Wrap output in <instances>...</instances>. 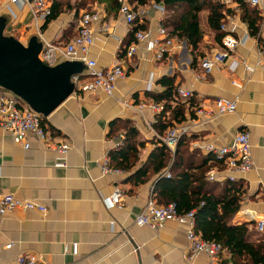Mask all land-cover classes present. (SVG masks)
Masks as SVG:
<instances>
[{"label": "crops", "instance_id": "obj_1", "mask_svg": "<svg viewBox=\"0 0 264 264\" xmlns=\"http://www.w3.org/2000/svg\"><path fill=\"white\" fill-rule=\"evenodd\" d=\"M154 4L136 7V12L148 9L146 15L139 17L140 22L146 21L152 34L156 33L165 14ZM229 7L234 13L228 17V26L236 27L232 34L243 37L248 33L249 36L214 67L206 79L198 80L195 73L200 59L197 66L192 67V57L186 47L172 49L162 60H156L150 51L139 45L133 57L127 58L125 51L131 41L133 23H128L119 11H108L99 3L91 4L90 9L99 12V19L92 25L94 41L88 58L95 60L100 69L121 62L125 77L116 81L110 96L100 90L72 92L44 117V127L52 139L70 145L62 166L56 165L58 152L34 135L29 137L30 147L25 149L10 132L0 129V195L11 193L46 207L44 212L15 210L0 216V264H13L16 256L23 253L39 254L47 264L208 263L205 254L188 257L191 244L186 237L187 225L169 220L154 230L134 223L136 214L152 195L155 176L135 186L126 181L128 172L104 174L100 168V160L108 156L112 142L119 135L115 130L111 133V122L115 119L139 130L146 145L141 149L138 165L145 161L154 146L152 139L158 135L153 128L155 114L148 108L139 110L138 104L150 100L148 92L164 89L161 82L164 77L173 79L177 87L190 89L195 105L216 97L235 100L234 112L215 118L205 119L186 110L184 123L190 126L189 134L195 137L190 148L203 154L208 153L193 146L196 141L229 145L238 132L249 133L253 168L234 175L235 179L242 180L244 192L240 209L231 222H254L250 240L257 241L264 235V227L261 231L256 227L259 220L264 222V66L257 64L260 52L264 51V0L255 7L261 17L257 37L249 34L237 2ZM83 9L77 15L75 9L65 10L43 27L44 18H37L29 5L0 0V22L5 35L24 45L35 37L42 48L45 43L62 47L75 35ZM204 12L205 22L200 24L205 33L199 51L206 57L220 47L207 25V11ZM66 60L74 59L57 53L53 65ZM81 63L77 75L84 81L89 75L86 65ZM244 64L254 69L247 71ZM211 169L217 170L215 179L228 177L215 160ZM116 186L122 189L120 203L108 204ZM74 242L78 245L76 255L71 253ZM7 244L9 248H5ZM224 256L228 261L226 251Z\"/></svg>", "mask_w": 264, "mask_h": 264}, {"label": "trees", "instance_id": "obj_2", "mask_svg": "<svg viewBox=\"0 0 264 264\" xmlns=\"http://www.w3.org/2000/svg\"><path fill=\"white\" fill-rule=\"evenodd\" d=\"M48 1L50 12L44 17L43 27L65 10L75 9L77 15L80 9L99 3L108 11H119L122 4L121 0ZM126 1L135 12L139 5L162 3L165 14L160 24L167 27L172 36L185 42L192 57V67L197 66L198 58L201 60L205 57L199 51L204 35L200 24L201 12L207 11V25L220 48L226 33L220 29V25L227 22L228 17L234 13L230 5H226L222 0ZM235 1L240 8L242 20L247 24L249 34L257 37L261 17L255 6L241 0ZM140 19L139 15H136L132 21L130 43L137 31L148 28L146 21L140 22ZM161 82L164 86L162 91L147 93L150 100L161 103L163 107L161 112L154 115L153 128L158 136L153 137L154 146L147 158L138 165L141 149L146 145V140L140 138L139 130L126 121L115 119L111 122V133L114 130L116 134L123 133L124 138L117 147L110 149L109 165L128 172L126 181L135 186L155 176L152 196L157 203L161 205L172 203L178 213L193 211L196 231L203 239L221 243L229 254L228 261L234 264H264V235L257 241L249 239L250 228L254 227V222L240 224L231 222L241 206L244 192L242 180L229 178L210 180L207 172L211 169L212 161L219 162L220 167H223L222 161L217 160L211 153L203 154L197 149H191L190 143L195 138L191 134L181 135L173 151L162 142L161 137L166 130L186 122V110L195 115L193 110L195 100L193 96L185 100L177 99L178 87L174 85L173 79L164 77ZM43 123L44 117L41 118V125L44 126Z\"/></svg>", "mask_w": 264, "mask_h": 264}, {"label": "built area", "instance_id": "obj_3", "mask_svg": "<svg viewBox=\"0 0 264 264\" xmlns=\"http://www.w3.org/2000/svg\"><path fill=\"white\" fill-rule=\"evenodd\" d=\"M15 4H27L37 18H44L50 12V4L48 0H10ZM226 5H231L235 0H222ZM251 6L259 7L263 0H241ZM119 12L124 16L128 23L134 21L136 15L143 17L148 13L147 8H141L140 12L133 11L131 5L126 0H121ZM161 10V4H154ZM99 19V12L95 9L85 10L81 13L76 34L67 41L62 47L51 43H45L40 52V58L47 64L53 65L57 53H62L67 59L80 60L84 62L87 68L89 78L82 81L79 76L72 75L71 82L73 83V93L78 92H94L100 90L106 95H112L116 86V81L125 77V69L121 62H115L112 66L105 69L97 68L96 61L88 58L89 48L94 41L92 32L93 23ZM230 21L220 25L221 30L226 33L222 39V47L219 51H213L209 56L202 58L199 61V69L196 70L195 78L198 80L206 79V76L214 67H217L222 60L234 51L236 46L244 44L248 38V33L243 37H236L232 34L235 31V25L228 26ZM139 45H143L150 51L156 60H162L165 54L172 49H183L186 44L183 40H179L172 36L167 27L158 25L156 33L152 34L150 28L139 30L134 34V40L127 46L125 55L127 58H132ZM259 66H264V51L260 52L257 61ZM237 63L235 64V66ZM234 66V65H233ZM247 71H252L253 66L244 64ZM237 87H242V84L232 81ZM193 93L190 89L178 87L176 90V98L185 100L192 97ZM151 109L155 113L161 112L163 109L161 103H156L152 100H145L138 104V109ZM236 109V102L226 97H216L207 102H202L193 107L195 115L202 118H215L222 114H229ZM43 116L35 112L31 107L24 104L13 92L0 88V129L10 132L15 141L22 147L28 149L30 147L29 137L34 135L38 140L44 141L49 148L55 149L59 158L56 162L57 166L65 164V157L70 149L69 143L65 141L57 142L52 139L45 127L41 125ZM190 133V126L185 123L176 124L170 128L165 135L161 137L162 142L169 148L174 149L178 139L183 134ZM124 135L120 133L112 142V148L117 147L123 140ZM193 146L200 148L206 153H211L217 160L222 161L223 169L228 173L230 180H235L236 173H246L253 168L251 156V144L248 132H238L232 143L229 145H216L213 142H198ZM100 168L102 173L120 174L121 169L112 168L109 165L108 156H104L100 160ZM216 171L210 169L207 176L210 180L216 178ZM122 189L119 186L114 188L112 196L108 199V204L119 205L122 197ZM39 210L46 211V207L32 200L20 199L11 193H3L0 195V216H4L15 210ZM194 212L178 213L174 204L168 205L158 204L155 198L151 195L141 212L136 214L134 223L138 226H146L157 230L164 225L166 221H175L178 224L187 225L186 237L191 244V252L189 258H193L197 254H205L208 259L207 264H234L231 261H226L224 256V248L217 241L203 239L201 234L195 229ZM257 229L263 230L264 222H257ZM10 244L5 245L9 248ZM78 245L76 242L71 244V253L76 255ZM13 264H47L36 253H23L16 256Z\"/></svg>", "mask_w": 264, "mask_h": 264}, {"label": "water", "instance_id": "obj_4", "mask_svg": "<svg viewBox=\"0 0 264 264\" xmlns=\"http://www.w3.org/2000/svg\"><path fill=\"white\" fill-rule=\"evenodd\" d=\"M41 50L35 37L24 45L5 35L0 22V86L46 117L73 92L71 76L81 71L82 61L49 65L39 57Z\"/></svg>", "mask_w": 264, "mask_h": 264}, {"label": "rangeland", "instance_id": "obj_5", "mask_svg": "<svg viewBox=\"0 0 264 264\" xmlns=\"http://www.w3.org/2000/svg\"><path fill=\"white\" fill-rule=\"evenodd\" d=\"M85 10H90V7L86 8V9H83V11H85ZM83 11H81V13H82ZM81 13H80V15H81ZM204 13H205L204 11L201 12V18H200V21H201L202 24L205 22V19H204ZM80 15H79V18H80ZM203 31H204V33H205V29H204Z\"/></svg>", "mask_w": 264, "mask_h": 264}]
</instances>
